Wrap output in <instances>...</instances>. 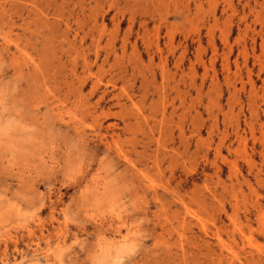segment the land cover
<instances>
[{
  "label": "rangeland",
  "instance_id": "1",
  "mask_svg": "<svg viewBox=\"0 0 264 264\" xmlns=\"http://www.w3.org/2000/svg\"><path fill=\"white\" fill-rule=\"evenodd\" d=\"M94 24L104 29L92 31L101 49L112 38L117 46L124 38L136 41V51L127 48L126 62L140 54L147 65L145 54L155 53L157 43L173 75L174 60L183 55L182 144L176 114L162 133L147 128L150 122L138 124L142 119L136 116L151 111V101L138 89V75L124 86L134 93L133 102L126 96L119 104L107 98L99 109L106 117L83 120L85 140L116 160L127 201L144 219L140 251L130 264H264V0H0V86H18L15 98L33 121L44 112L77 134L68 122L84 115L70 82L64 81L70 80V63L62 55L65 42L59 43L66 25L72 32L64 36L71 40L77 27L88 33ZM158 63L155 59L151 67L157 84ZM102 66L108 70L106 63ZM92 71L86 96L92 80L103 85L110 77ZM172 75L167 92L175 108L179 104L171 81L177 78ZM171 112L170 107L169 117ZM123 121L132 125L127 131ZM100 124L115 125L112 130L119 134L117 143L110 140V151L90 137ZM157 139L166 145L159 153ZM116 146L128 161L117 157ZM98 176L96 171L90 179ZM57 204L63 206L59 195ZM57 215L55 208L45 210L46 219L36 226L38 239H45L46 228L57 239L63 234ZM116 222L126 223L127 217L117 216ZM33 238L32 232L19 241L9 236L0 251Z\"/></svg>",
  "mask_w": 264,
  "mask_h": 264
},
{
  "label": "clouds",
  "instance_id": "2",
  "mask_svg": "<svg viewBox=\"0 0 264 264\" xmlns=\"http://www.w3.org/2000/svg\"><path fill=\"white\" fill-rule=\"evenodd\" d=\"M5 83L0 86V244L28 232L34 238L0 251V264H130L140 251L144 219L127 201L116 160L44 112L30 119L15 98L18 86ZM96 171L99 176L90 179ZM50 207L59 212L54 219L63 234L57 239L46 228L45 239H38L36 226ZM117 216L127 222L118 224Z\"/></svg>",
  "mask_w": 264,
  "mask_h": 264
},
{
  "label": "bare ground",
  "instance_id": "3",
  "mask_svg": "<svg viewBox=\"0 0 264 264\" xmlns=\"http://www.w3.org/2000/svg\"><path fill=\"white\" fill-rule=\"evenodd\" d=\"M95 24L92 27L87 28L88 33H85V32H87V31H84L85 27L84 28L83 27L82 28L77 27L75 30H73V36H72L71 40H68V37L64 36V35H66V33L68 36V34L72 32L71 27L69 25H66L64 31H62L63 36H61V38L64 37L63 38L64 41L63 42L61 41L59 44L64 45V42H65L66 48L61 47V50L62 49L64 50V51L62 50L63 51L62 55L64 56V59L66 57L70 63V67H66L67 69L70 68L68 70L69 72L66 70L67 71L66 74L69 73L68 77L70 78V80L68 81L67 80L68 78H65L64 81H65V83L70 82L68 84L69 85L68 86L69 91L73 94V96H75L78 99L77 101H78V103H80L79 107L82 109V110H80L81 111L80 113L82 115H84V117L82 116L81 119H79V120H75L73 118L74 122L73 123L68 122L69 123L68 127H70V126H71V128L73 127L72 129H74L77 134H83V136H84L85 126L83 125L84 124L83 120H85L86 117L92 118L93 120H97L101 116L106 117L107 112L104 113L103 110H99V109L102 107V102L104 103V101L107 98H110V100L116 99V101L119 104L121 99H122V96H126V100L127 101L129 100L131 103V101H132L131 98L133 97L134 93L132 94V93L127 92V90L125 89L126 87L124 88V86L130 77H135V75H138V77H140V79L138 80V83H139L138 89L141 90V93H142L141 95H143L142 98L145 97L146 99H148V101H151V103H150L151 111H149V114H147V115H144V114L142 115V112H141L140 113L141 118H137V116L135 118L134 117L135 114L133 117L136 120L142 119V121H137V122H139L138 124H141V122H142V123H144L143 125L146 126L147 124H149V122L152 123V125L150 124L151 125L150 127H148L149 126L148 125L147 128H150V130L159 129L160 133H162L166 128L168 129L167 126H169V123L172 122L174 117H172L171 115L176 114V118H177L176 127L178 130V137L177 138L179 140V143L182 144L183 138H184V133H183V130L181 127L182 126V115L179 114L178 112L180 111V109L183 107V104H184V100L182 98L183 97L182 96V90H181V85L183 84V81H184V70H182L183 69V55L181 53L178 54V57L176 58V60H174L173 64H174V68H175L174 70L175 71H174L173 75L171 74L172 71L168 70V68H167V63H168L167 55L165 54L166 55L165 56L162 54L163 51L161 50V48L159 47V45L156 42H154V43H156L154 45V47H155L154 51H156V52L154 53V52L147 51L145 54V56L147 57V65H144V62L142 60V56L140 54H138L137 57L135 56V59H132V60L128 59V61L126 62L124 56L126 57L127 48H128V46H131L136 51V47H137L136 41L131 43L128 40V38H126V39L124 38L120 41L119 46H117L118 44H117L116 40L112 38L110 40H107L105 43V46L101 49L100 37H95L92 31L94 30L95 32L96 31L97 32H103L104 29L102 28L103 29L102 30L100 28L101 31H98V28L96 27ZM127 31H128L127 33H129V34L132 33L133 27H129L127 29ZM80 33H82L83 35L81 34L82 36H80ZM87 40H89V42H87ZM63 45H61V46H63ZM148 45L150 46V44H148ZM148 45H147V47H148ZM169 46L170 47L172 46L171 43ZM118 52H120V54ZM59 59H61V58L59 57L58 61H59ZM155 59H157L159 61L157 66H159V65L161 66V69H159V71H160L159 72V77H160L159 84H157V82H156V75L152 72L153 69L151 70V67H154L153 65H155V64H153ZM100 60H101L102 64H104V63L107 64L108 70H105L106 68H103L102 64H101V66H99L98 62ZM110 60L112 61V63H109ZM61 61H62V59H61ZM63 62L65 63V60ZM64 63L62 65L63 67L66 66L65 65L66 63L65 64ZM67 66H69V65H67ZM95 68H96V72L97 71L99 72V70H100V72L104 71L105 73L109 74L110 77H109V80L107 81L108 84L106 83V84L101 85L100 79L96 80V81L92 80L90 87H89V91H88L87 96H86V94L84 95L83 92L86 89V87H88V83H87L88 79L93 78L92 75H94V74H92V72H93L92 70ZM171 75H172V77L176 76V78H177V79H174L173 81H171V82H173L172 89H174L176 91L175 93H176V97L178 98V104H179L175 108H174L175 105L172 106V104H170L168 101L169 95H168L167 90H168V88H170L169 78L171 77ZM118 84H122V85L120 87H118ZM193 86H195L194 80H193ZM193 88L196 89L195 87H193ZM117 91H119V92L116 93ZM194 91L196 92V90H194ZM75 97H74V99H75ZM94 99H95V101H93ZM127 101H125V102H127ZM170 107L172 108V112L170 113V117H169L168 111H169ZM98 110L102 111V112L100 114H98ZM148 110H150V109L148 108ZM110 113H109V115H110ZM78 115H80V114H78ZM125 122H126V120H125ZM125 122L123 123L124 129L128 126L129 127L132 126V125L125 124ZM114 126L115 125L104 126L103 124H100L96 130L92 131L90 137L92 136V138L98 140L99 143L100 142H101V144L103 143V145L107 148L106 151H108V150L110 151V148H111L110 147V145H111L110 140H112L115 144V142L117 140H114V138L119 137V134L117 135V131L112 130V127H114ZM127 129L128 128H126V131H127ZM168 132L170 133V136H168V137H170V139H172L174 137L173 136L174 133H172L170 131H168ZM166 134H164V135H166ZM161 137H164V136H161ZM148 139H152V138H148ZM157 140H156L157 141L156 153H159L160 147L162 146L165 148L166 145H165V143H160V139H157ZM141 143H142V141H141ZM136 144H138V143H136ZM116 148H117V146H116ZM111 150H112V148H111ZM116 153H117L116 155L118 158H122L123 160L128 161V157L125 154H123L120 149L117 148ZM161 154L166 156V152H161ZM135 170H137V169H135ZM137 171L139 172V170H137ZM135 175H137V174H135ZM262 222H263V220H262ZM263 225H264V223H263ZM262 227L263 226L260 225V228H262ZM208 243H210V242H208Z\"/></svg>",
  "mask_w": 264,
  "mask_h": 264
}]
</instances>
